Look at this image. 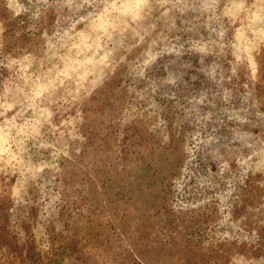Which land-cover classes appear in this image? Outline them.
I'll use <instances>...</instances> for the list:
<instances>
[{
	"label": "rangeland",
	"instance_id": "rangeland-1",
	"mask_svg": "<svg viewBox=\"0 0 264 264\" xmlns=\"http://www.w3.org/2000/svg\"><path fill=\"white\" fill-rule=\"evenodd\" d=\"M0 264H264V0H0Z\"/></svg>",
	"mask_w": 264,
	"mask_h": 264
}]
</instances>
